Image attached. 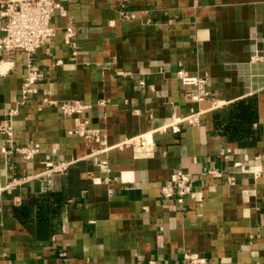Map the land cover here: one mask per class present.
<instances>
[{"label": "crops", "instance_id": "crops-1", "mask_svg": "<svg viewBox=\"0 0 264 264\" xmlns=\"http://www.w3.org/2000/svg\"><path fill=\"white\" fill-rule=\"evenodd\" d=\"M64 4L56 35L34 53L37 93L23 102L24 52L1 64L0 121L18 106L16 141L36 152L5 153L0 132V264H184L187 253L264 264V0ZM180 69L207 77L203 100ZM72 100L86 109L65 115ZM200 109L197 125L158 129ZM77 116L98 129L91 141L75 133ZM146 132L153 143L141 151ZM61 159L74 162L37 175ZM179 168L195 182L183 203L160 189Z\"/></svg>", "mask_w": 264, "mask_h": 264}, {"label": "built area", "instance_id": "built-area-1", "mask_svg": "<svg viewBox=\"0 0 264 264\" xmlns=\"http://www.w3.org/2000/svg\"><path fill=\"white\" fill-rule=\"evenodd\" d=\"M66 0H0V17L4 18L2 23L3 33L0 35V73L3 72L1 64L4 60V53L11 51H22L25 53L27 61V77L23 83L22 96L23 102L29 98L31 94L38 92V83L40 78V67L36 62L34 53L36 50L51 42L56 35V26L52 22L53 15L59 12L61 15H68L67 8L64 4ZM127 1V0H123ZM75 34L74 19L69 18L66 25V41L71 42V38ZM178 75L186 84L197 87V92L192 94L193 100L201 101L208 92L205 89L208 82L205 76H192L186 70L180 69ZM215 103V102H214ZM86 103L81 100H72L62 104L61 109L65 115H79L86 109ZM19 107L15 106L11 109L8 119L0 121V132L6 135L7 144L3 147L5 153L16 152L31 159L36 149L23 146L17 143L15 137V129L13 125V115L18 112ZM202 110L195 111L184 117H176L168 124L158 129H170L173 132L181 131V127L187 123L197 125L200 121ZM77 126L75 133L85 137L88 141L94 139L98 134V129L90 128L87 123L76 118ZM134 139H126L121 144L134 143ZM153 143L152 132L142 133L137 136L134 143L141 151ZM100 149L94 150L92 155L100 153ZM74 161L61 159L45 162L43 171L38 176H51L55 173L65 172ZM240 163H237V165ZM216 177H221L222 171L211 168L204 172ZM258 174V172H257ZM24 179V178H23ZM23 179H14L9 186L19 184ZM195 186L193 174L184 170L177 169L170 175L168 181L160 186L161 193L165 198H176L178 202L183 203L185 198L193 193ZM184 264H212L205 260L200 261L191 254L184 255Z\"/></svg>", "mask_w": 264, "mask_h": 264}]
</instances>
